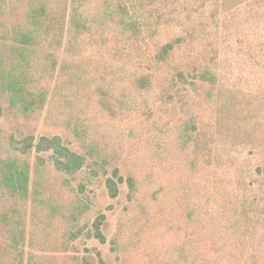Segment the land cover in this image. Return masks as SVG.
Here are the masks:
<instances>
[{"label": "rangeland", "instance_id": "374dc122", "mask_svg": "<svg viewBox=\"0 0 264 264\" xmlns=\"http://www.w3.org/2000/svg\"><path fill=\"white\" fill-rule=\"evenodd\" d=\"M67 1L0 0V161L13 157L27 161L30 165V191L37 190V197L43 201L36 205L32 193L24 202L13 205L9 197L1 195L0 189V212L14 207L20 215L16 216L21 217L17 225L11 213L7 223L0 221V264H12L18 249L23 250V264H27L30 251L40 253L42 245L45 248L41 253H60L55 264H81V256L87 257L88 264H98L97 252L106 264H144L147 259L144 252L149 253L153 247L157 250L166 237L165 232L158 230L163 235L161 238H151L146 232L141 237V245L134 243L133 217L137 210L127 201L126 185L120 184L118 196L110 198L105 178L113 167H118L125 176L133 167V159L144 160L147 165L156 163L152 161L147 140L150 127L155 123H166L179 131L194 116L200 121L197 146L224 179L233 182L234 192L239 194L244 211L255 224L253 248H257L264 237V140L261 141L264 127L258 136V128L255 133L251 126V117L244 116L241 118L243 140L236 145L233 127L237 116L229 115L234 103L245 108L246 115L249 109L264 113V0H217L200 9L205 17L201 25L194 22L197 25L194 26V45L187 49L208 47L215 56L217 94L208 104L200 103V97L188 84L179 85L180 91L174 90L171 98L159 96L157 89H138L132 77L127 76V70H123L124 77H121L115 67L117 63L109 60L105 53L93 58L87 49L77 55L62 45L58 49L47 48L55 55L54 64L40 53V48L30 60L29 76L49 88L50 96L42 110L23 116L9 108L3 89L14 38L25 28L32 7L45 3L51 12L58 14L64 10ZM85 71L95 75L97 82L93 83L95 87L91 86L94 94L90 100H83L88 110L85 109L82 115L80 102L73 109L62 104L64 94L70 93L63 87V82L69 85L68 80H77ZM201 105L208 113L201 109ZM223 109L225 114L222 115ZM73 118L82 120L86 127L81 137L76 136L69 125ZM224 130L228 131L227 137L230 136L232 141L225 140ZM27 134L61 136L65 144L84 156L83 166L73 173L57 171L50 153L42 152L40 155L45 162L37 168L34 151L20 155L8 144L10 135L21 137ZM191 145L194 149V132ZM139 197L143 200L142 195ZM52 206L61 216L51 219L48 225L46 215ZM100 212L105 214L102 226L104 243L98 242L91 233V223ZM15 229L24 232L23 244L17 250L9 247L10 233ZM78 230L75 239L67 238L69 231ZM47 233L53 241L52 249L44 241ZM148 238L155 239V242ZM63 244L66 249L60 250ZM54 246L58 247L56 251ZM42 258L40 262L43 264L55 262L53 254ZM227 259L228 264H241L237 258Z\"/></svg>", "mask_w": 264, "mask_h": 264}, {"label": "trees", "instance_id": "16d2710c", "mask_svg": "<svg viewBox=\"0 0 264 264\" xmlns=\"http://www.w3.org/2000/svg\"><path fill=\"white\" fill-rule=\"evenodd\" d=\"M216 1L68 0L64 10L58 14L51 12L45 3L32 7L25 28L14 38L10 68L3 79L9 108L23 116L43 109L50 96L49 88L29 76L30 60L40 48V53L54 64L55 55L47 48L58 49L62 45L77 55L87 49L93 58L105 53L109 60L117 63L115 67L121 77H124L123 70H127V76L132 77L138 89H157L159 96L171 98L174 90L180 91L179 85L188 84L200 97V103L208 104L217 94L215 56L208 47H195L193 51L187 48L194 45V26L203 23L205 15L200 11L209 2ZM210 16L214 18L212 13ZM96 78L85 71L77 80H68L69 85L63 82V87L70 93L64 94L62 104L73 109L80 102V107H83L80 112L85 114V109H88L83 100L89 101L93 96ZM57 88L61 89V86ZM201 106L208 113L205 106ZM230 110L229 117L237 116L233 127L236 145L243 140L241 118L244 116L251 117L254 132L258 128L260 135L264 113L249 109L246 115L245 108L241 109L236 103L230 106ZM199 122V118L194 116L179 131L166 123H155L149 129L150 134L147 133V140L152 161L156 163L151 161L153 164L147 165L144 160L133 159V167L125 176L118 167H113L105 178L107 193L110 198H116L119 185H126L127 201L137 210L133 217L134 243L141 245L146 232L151 238L163 236L158 233L159 229L165 232L166 237L157 250L151 246L153 250L144 252L147 257L144 264H228L227 258H237L241 264H264V237L258 247L253 248L255 224L244 211L239 194L234 192L233 182L226 181L197 146ZM69 125L78 137L86 132L82 120L73 118ZM226 132L224 130V138L230 142ZM262 132L261 141L264 140ZM220 134L223 135L222 130ZM8 144L20 155L34 151L37 168L45 162L40 155L42 152L50 153L57 171L73 173L84 164V156L72 150L57 134L10 135ZM0 189L1 195L9 197L13 205L24 202L32 193L31 198L36 205L43 202L37 197V190L30 191L29 163L18 157L0 161ZM141 195L143 200H139ZM48 210L46 221L49 225L51 219L61 214L53 206ZM9 213L14 216V224H19L21 217L14 207L0 212V221L7 223ZM104 220L105 214L100 212L91 223L92 236L100 243L106 240L102 230ZM79 232L69 231L67 238L73 240ZM10 234L9 247L17 250L23 244L24 232L15 229ZM49 235H45L44 241L52 249L53 241ZM151 238L148 240L155 242ZM43 248L45 245L40 246V253L30 251L27 264H43L40 262L42 257L49 258V254H53L55 260L60 254L41 253ZM57 248L54 246L55 251ZM65 249L63 244L60 250ZM22 252L18 249L12 264H23ZM166 254L170 255L168 259H165ZM96 255L98 264H106L100 253ZM80 261L88 264L85 256H81Z\"/></svg>", "mask_w": 264, "mask_h": 264}]
</instances>
